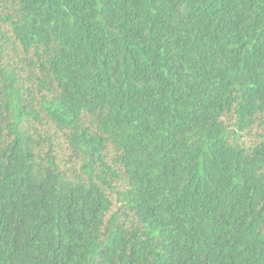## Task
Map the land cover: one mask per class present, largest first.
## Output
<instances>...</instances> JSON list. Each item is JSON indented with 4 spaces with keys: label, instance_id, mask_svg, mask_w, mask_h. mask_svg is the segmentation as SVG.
<instances>
[{
    "label": "trees",
    "instance_id": "1",
    "mask_svg": "<svg viewBox=\"0 0 264 264\" xmlns=\"http://www.w3.org/2000/svg\"><path fill=\"white\" fill-rule=\"evenodd\" d=\"M0 264H264V0H0Z\"/></svg>",
    "mask_w": 264,
    "mask_h": 264
}]
</instances>
